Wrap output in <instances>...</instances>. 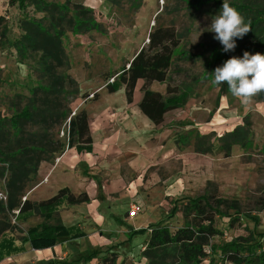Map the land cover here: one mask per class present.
I'll return each mask as SVG.
<instances>
[{
	"label": "rangeland",
	"instance_id": "obj_1",
	"mask_svg": "<svg viewBox=\"0 0 264 264\" xmlns=\"http://www.w3.org/2000/svg\"><path fill=\"white\" fill-rule=\"evenodd\" d=\"M65 1L55 0L60 4ZM69 1L92 10L97 23L95 30L85 33L88 36L86 39L75 38L81 50L72 80H78L81 84L74 81L77 87L79 85L78 93L76 87H68L67 95L59 100L69 108V118L77 114L79 106L85 102H99L87 106L89 115L104 109L105 103L114 102L119 106L125 102L122 87L113 94H108L106 90L95 91L109 84L108 81L103 82L98 74L120 69L124 59L132 57L136 50L147 45L148 34L156 28H172L179 36L181 52L173 59L167 83L177 88L179 93H188V99L185 106L168 113L159 126L148 124L140 118L125 124V120L111 122L105 117L93 123L92 127H104L114 135L107 146L112 147L114 142L117 148L120 143L122 156L116 153L105 155V158L110 163L120 160V165H116L115 169L130 185L112 188L110 192L113 193L109 194L106 202H102L101 199H106V196L102 197L104 181H97L99 199L92 204L90 202L89 208L83 206L75 209L79 210L75 218L80 219L79 224L84 228L83 237L73 241L60 240L56 250L58 256L48 250L32 252L29 245L24 244V253L5 256L0 264H45L65 260L68 264H101L96 259L78 260L94 251L107 249H111L109 254H115L116 264H146L141 249L146 245L148 234L137 231L158 223L166 225L171 232L175 231L182 227L183 217L178 212L168 219L172 204L181 210L187 200L199 197L226 200L231 204L234 202L241 216L232 228L228 227L226 220L218 219L216 228L222 232V236L212 239L210 245L221 246L233 239L246 237L247 231L253 227L252 222L256 223L259 232H264V104L253 100L251 105L243 106L237 98L228 94L218 99L216 107L218 89L212 83L201 80L210 52L222 46L214 39L215 34L208 31L211 18L216 15L213 5L196 12L185 4L193 3V0ZM8 2L0 0V17L5 18L7 39L14 41L20 36L17 25L23 14L9 7ZM26 15L41 18L31 10ZM43 25L48 26V22L44 21ZM65 36L67 42L73 35L67 31ZM68 46L65 43L66 49ZM70 49L69 53H78V48L73 44ZM17 59L14 50L0 46V119H8L14 111H20L30 102V92L38 86L36 74ZM21 65L25 66L26 72H23ZM40 83L45 85L43 81ZM163 87L153 84L151 92ZM139 88H136L133 96L136 103L141 99ZM85 95L88 97L84 98ZM94 95H97L96 101H93ZM38 98L44 96L39 94ZM69 118L51 130L54 141L65 145L68 143ZM245 121L251 125L252 147L243 150L234 146L229 157H224L219 150L218 139L242 126ZM24 132L30 135L40 131L26 124ZM195 134L207 137L201 144L203 149L212 146L211 153H197ZM181 137L188 138V141L183 142ZM128 150L132 154H128ZM79 172L82 173L79 176L84 177L83 169H79ZM4 183L5 175L0 178L2 194ZM63 183L73 190L77 188L70 178L63 179ZM31 190L24 193L21 201L29 200ZM42 195H46V189H41L33 198ZM133 204L142 211L135 219L129 220L126 212ZM71 210L61 209L57 213L58 218L64 213L70 215ZM11 216L10 223L15 230L3 237L11 238L15 246L20 247L26 231L40 224L42 219L37 214L23 220H15L14 214ZM141 224L144 226L140 227ZM45 253L49 255L47 260L41 257ZM103 255L100 254V259Z\"/></svg>",
	"mask_w": 264,
	"mask_h": 264
},
{
	"label": "trees",
	"instance_id": "obj_2",
	"mask_svg": "<svg viewBox=\"0 0 264 264\" xmlns=\"http://www.w3.org/2000/svg\"><path fill=\"white\" fill-rule=\"evenodd\" d=\"M228 2L245 17L246 22L250 21L251 30L243 39L236 40L234 51L224 52L220 46L213 48L208 56L201 80L212 83L218 89L216 107L218 99L230 93L226 84L217 86L213 83V70L232 56H242L244 51L264 54V0ZM222 3L223 0L185 2L188 8L196 12L202 7L213 5L216 14ZM8 6L23 14L17 25L20 36L14 41L8 40L5 18L0 17V46L2 49L14 50L18 62L36 74L39 81L38 86L30 92V102L20 111H14L10 118L0 119V178L5 175L3 195L6 198L5 202L0 201V261L5 256L24 253V244H28L33 251H44L58 246L60 240L73 241L83 237V233L76 228L63 226L57 213L64 208L89 205L91 201L85 193L74 195L68 188H62L53 197L38 203L29 200L22 203L21 198L26 191L36 186L38 169L42 163L54 162L67 149H74L79 154L92 153L85 111H79L69 118V108L59 100L67 95L68 87H76L78 93V87L69 75L71 68L65 47L66 32L69 31L73 36L85 35L97 27L92 10L69 0L62 4L55 0H9ZM28 10L41 18L26 15ZM44 21L48 22V26L43 25ZM147 42L120 71L106 73L103 81L114 80L105 87L108 94L122 87L127 105L133 102L137 83L143 82L139 90L141 100L138 109L152 125L159 126L167 113L185 106L188 93H179L177 88L167 83L173 59L181 52L180 39L175 30L156 28L148 34ZM153 83L166 85L164 96L149 90ZM39 94L44 98H38ZM96 96H93V101H96ZM83 97L87 98L88 95ZM253 100L264 104V94ZM68 118V143L65 145L54 141L50 132ZM26 124L38 128L40 132L27 135L24 132ZM251 136V125L245 121L242 126L218 139L219 150L224 157H229L234 146L250 149ZM205 139L207 137L195 134L197 153H211L212 146L202 148L201 142ZM180 140L187 142L188 138L181 137ZM233 203L199 197L187 200L181 210L172 204L168 219L180 212L182 227L171 232L166 225L158 223L137 231L148 234L146 245L141 251L146 264H264V232L256 229L255 222H252L253 227L247 231L246 237L233 239L221 246L210 245L212 239L222 236V232L216 228L218 219L226 220L230 228L240 221V213ZM14 211L18 212L15 220H23L34 214L42 219L40 224L26 231L20 247H16L11 238L3 237L15 230L10 223ZM110 251H94L78 261L96 259L101 264H116V256L109 254ZM102 253L104 255L100 259ZM66 261L45 264H68Z\"/></svg>",
	"mask_w": 264,
	"mask_h": 264
},
{
	"label": "crops",
	"instance_id": "obj_3",
	"mask_svg": "<svg viewBox=\"0 0 264 264\" xmlns=\"http://www.w3.org/2000/svg\"><path fill=\"white\" fill-rule=\"evenodd\" d=\"M79 37L86 39L88 36H85V35L71 36V39H67V42L65 41V43L69 44L68 49H66V53L68 54L67 56H68L69 65L71 68L69 71V75L71 78L73 77V72L77 68L76 64H77V62H79V59H80L79 58V55H80L79 50H81V46L79 44H76V41L78 42V40L75 39V38H79ZM72 44H73V47L78 48L77 54H76V51H72L73 53H69L72 49V48L70 49ZM142 47L143 46H141L138 50H136L134 52V54L132 55V57H130L128 59H124L123 64H126V62L131 61L133 59V57L135 56V54ZM77 55H78V58H76ZM76 59H78V61ZM81 63H82V61H81ZM122 67H123V65L121 66V68ZM121 68L118 70H114L112 72H118L121 70ZM112 72H103V73L101 72L98 75H99L100 79L102 77V81H103V76L106 73H112ZM74 81H76L78 84H81V83H79L78 80L74 79ZM142 84H143V82H138L136 88L138 86L141 88ZM153 84H157V83H153ZM153 84L149 87L150 91H151V87L153 86ZM159 85H161V84H159ZM163 86L164 85H162V87ZM105 87H106V85L104 84V86L102 85V87L98 88L95 91L100 92L102 90H106ZM78 88H79V85H78ZM140 88H139V90H140ZM165 88H166V85H165V87L162 88V90L159 89V91H152V92L159 93V94L163 95V94H165ZM139 93H140V91H139ZM97 103H99V102H85L81 106H79V110L80 111L84 110L86 115H87V118H88L89 132H90V136L92 139V153L91 154H87V153H80L79 154L74 149H67L52 164L42 163L38 169V174H37L38 183L28 193L29 201H31L32 203H38L41 201H45V200L53 197L60 189L68 188L67 185L63 183V179H66V178H70L71 182L76 184V187H77L76 190H73L71 188H68V189L75 195L85 193L89 197L91 204L94 201L99 199L98 198V189H97L98 183H97V181L99 182L102 179L104 181L103 186H105V187L103 189L104 193H102V197L104 198L106 196V199L104 201L101 199L102 202H106L108 200L109 194L113 193V192H110V191H112V188H114V187L120 188V186L125 187L126 184L128 186L130 185V183L124 182V180L121 178L120 174H118L119 172L117 173V170L115 169L116 165H120L118 163V161H120V160L117 159V161L114 160V162L110 163L105 158V155L116 154V153H118L120 156H122L120 143L118 142L117 148L114 147V145H115L114 142H112L113 143L112 147L107 146L106 144H108V141L113 140L114 135H112L110 133L111 131L107 130L106 128H104V127L103 128H96L95 126L92 127V124L95 123L96 121L101 120L102 118L104 119L105 117H108L111 122H114V121L118 122L120 120H122V121L125 120V121H123V122H125V124L129 123L131 120H136V119L138 120V118L147 122L148 124H151V123L140 113V111L138 109L139 102L138 103L132 102L131 105H127L126 102H123L119 106H118V104L115 105L114 102H108V104L107 103L104 104L105 105L104 109L98 111L97 113H96V111L94 112V110H92V112H94L95 114L89 115V111H88V109H86L87 106H94ZM166 115H165V117H166ZM115 132H117V130H115ZM124 135H126V134H124ZM129 150H131V149H129ZM128 154H132L131 151H129ZM79 169H83L84 177L79 176L82 174L81 172H79ZM98 174H100V175H98ZM41 189H43V190L46 189V195L45 196L42 195L41 197H38L37 199L33 198L34 195L37 192H39ZM91 204L89 206L86 205L84 207L83 206L71 207V209H72L71 211H73V212L70 215H68L67 213H64L63 215H61V218L59 215V219H60L61 223L63 224V226H65L66 228L74 227L79 232H83L84 228L82 225L79 224L80 219L75 218V215L79 212V210L77 211L75 209H81L82 207L83 208H89L91 206ZM74 211H77V212H74ZM127 212H128V210H127ZM143 226H144V224L140 225V227H143ZM57 247L58 246H56L52 250L50 249L48 251H50L52 254L54 252V255L58 256V254L56 252ZM22 248H23V246H22ZM143 249H144V247L141 249V251ZM32 252H33V250H32ZM41 252H43V251H41ZM44 252H46V250H44ZM36 254H38V253L36 252ZM48 256L49 255L45 253V254H42L41 257H43L47 260ZM64 258H66V255Z\"/></svg>",
	"mask_w": 264,
	"mask_h": 264
},
{
	"label": "clouds",
	"instance_id": "obj_4",
	"mask_svg": "<svg viewBox=\"0 0 264 264\" xmlns=\"http://www.w3.org/2000/svg\"><path fill=\"white\" fill-rule=\"evenodd\" d=\"M208 31L214 33L224 52L234 51L236 40L251 30L250 21L228 0H223L219 12L212 16ZM26 72L24 65L20 66ZM22 72V74H23ZM213 83L217 86L227 85L229 93L237 98L243 106L252 104L253 99L264 94V54L244 51L242 56H232L217 66L212 72Z\"/></svg>",
	"mask_w": 264,
	"mask_h": 264
},
{
	"label": "built area",
	"instance_id": "obj_5",
	"mask_svg": "<svg viewBox=\"0 0 264 264\" xmlns=\"http://www.w3.org/2000/svg\"><path fill=\"white\" fill-rule=\"evenodd\" d=\"M146 43H148L146 41ZM114 80L112 79L111 81H108L109 84H111ZM0 201L2 202H5L6 201V198L5 196L0 193ZM26 200L25 199H22V203H24ZM141 208L138 206V205H131L128 212H127V219L129 220H133L135 219L140 213H141ZM14 214V219L18 216V212L17 211H14L13 212Z\"/></svg>",
	"mask_w": 264,
	"mask_h": 264
}]
</instances>
